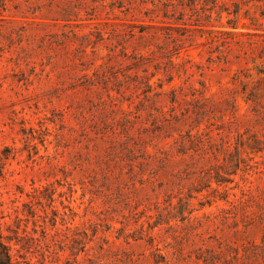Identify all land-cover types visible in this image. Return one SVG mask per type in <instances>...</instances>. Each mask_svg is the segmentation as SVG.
Listing matches in <instances>:
<instances>
[{"label":"rangeland","instance_id":"1","mask_svg":"<svg viewBox=\"0 0 264 264\" xmlns=\"http://www.w3.org/2000/svg\"><path fill=\"white\" fill-rule=\"evenodd\" d=\"M261 12L0 0L12 264H264Z\"/></svg>","mask_w":264,"mask_h":264},{"label":"trees","instance_id":"2","mask_svg":"<svg viewBox=\"0 0 264 264\" xmlns=\"http://www.w3.org/2000/svg\"><path fill=\"white\" fill-rule=\"evenodd\" d=\"M261 17L264 18V12H261ZM259 72L264 74V70H259ZM258 81L264 82V77H260V80H258ZM259 85H260V83H259ZM246 87H247V84H245V88H244L245 93L247 91ZM258 95H259V92H257L256 88L250 89L247 92V98L248 99L254 100ZM11 260H12V258H11L10 252L8 250V246L3 240V235H2V231H1V224H0V264H12Z\"/></svg>","mask_w":264,"mask_h":264}]
</instances>
